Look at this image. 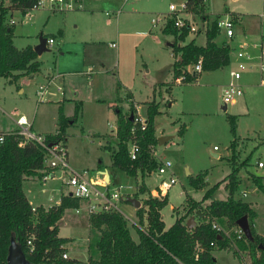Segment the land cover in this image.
<instances>
[{"label":"rangeland","instance_id":"rangeland-1","mask_svg":"<svg viewBox=\"0 0 264 264\" xmlns=\"http://www.w3.org/2000/svg\"><path fill=\"white\" fill-rule=\"evenodd\" d=\"M77 1L74 0L75 9L70 11L52 13L49 8H41L30 18L14 14L13 25L18 20L23 22L15 26L14 44L17 48L34 45L40 34L53 37L55 44L39 57L43 72L40 75L22 77L12 84L8 83L9 79L0 78V130L12 128V120L23 115L32 121L33 134L52 133L59 127L63 115L71 123L65 127L68 166L74 172H86L92 183L101 177L98 175L99 166L109 165L110 168V153L103 148L105 140L101 137L113 136L116 130L115 112L108 107L115 104L118 109L123 107L128 111L131 105V115L134 107H138L139 114L146 118L147 105L159 103L160 114L154 119L155 133L168 140L164 144L157 143L155 152L158 161H169L172 168L163 175L155 170L146 185L167 196L161 217L165 227L169 228L176 218L174 208L182 213L189 201H200L207 188L224 181L232 172L229 162L234 141L231 116H235L239 137L238 162L249 159L251 164L240 174L242 183L236 198L253 202L258 217H261L260 223L263 221L264 224V192L248 176L250 170L264 177V168L258 166L259 162L264 164V93L248 91L237 104L228 106L225 111L222 91L206 85L230 81L231 74L239 70L241 63L246 65L242 72L243 81L254 69L257 74L253 83L257 82L256 79L261 82L257 65L264 61L261 59L264 56V0H204L213 14L212 19L231 17L236 23L234 39H229L224 31L218 39L224 41L226 37L232 44L231 64L217 73H202L189 83H175L174 86H171L173 80L168 73L174 60L164 49L168 42H174V38L162 34L161 25L153 28L151 20L159 14L166 15L170 5L180 6L187 0ZM188 15L204 29L206 23L194 18L192 13ZM192 38L198 44H204L203 33L189 35L187 40ZM244 43L249 44L248 48H243ZM239 53L249 55L252 60L240 59ZM192 67L188 69L192 70ZM165 80L168 83L162 84ZM39 87L46 90L41 99L37 95ZM18 90L23 92L19 94ZM127 91L132 93L136 102L128 101ZM62 92L64 97L60 95ZM76 103L81 104V110L75 116ZM180 128L182 135L178 133ZM214 147L218 150H213ZM212 152L220 157H214ZM107 170L113 176L112 170ZM204 172H207V186L200 190L191 188L189 177ZM67 175L68 171L56 170L54 177L47 179L46 188L52 190L50 204L58 200V191L68 180ZM122 175L120 172L116 174L117 184L126 185L128 180ZM171 178L175 184H170ZM115 186L112 183L109 190ZM165 187L167 191L163 190ZM95 188L105 190V186ZM24 189L32 193L38 190L31 183H25ZM136 191L131 180L124 196L139 202L147 198V194H136ZM228 196L225 182L213 195L220 200ZM86 207L84 202L80 209L86 211ZM118 207L129 219L131 238L138 242V232L133 226L137 222L136 209L123 202L118 203ZM83 210L66 212L59 221V234L72 238L70 256L86 261L93 252L96 232L88 228V214ZM216 255L218 264H238L228 251H218Z\"/></svg>","mask_w":264,"mask_h":264},{"label":"trees","instance_id":"trees-1","mask_svg":"<svg viewBox=\"0 0 264 264\" xmlns=\"http://www.w3.org/2000/svg\"><path fill=\"white\" fill-rule=\"evenodd\" d=\"M37 1L0 0V78L9 79L11 84L21 77L40 72L41 63L33 49L30 46L21 50L15 47L14 28L9 24L13 11L24 15ZM186 6L194 18L206 23L203 29L204 44H198L195 38L187 40L188 31L174 28L172 20L166 23L162 32L174 38L172 50L177 58L173 64L174 79L186 75L184 83H189L197 74L188 75V67L196 65L201 59L202 72L225 69L231 64L232 48L228 41H218L221 35L219 20L207 14L204 0H187ZM109 108L116 115L115 134L103 137V148L110 152V168L133 180L136 194H147V198L135 210L137 222L133 226L138 232V242L131 238L128 220L119 212L89 216V229L96 232V239L88 260L92 264H218L214 252L227 250L241 262L242 256L247 254L251 264H264V236L255 225L258 213L250 203L236 198L242 183L240 174L244 168L251 166L249 159L238 162L236 117L231 116L234 141L230 148L232 153L229 162L232 172L224 181L207 188L200 201H189L182 213H179V209H173L176 218L165 229L161 211L167 205V196L153 197L146 185L150 175L159 166L153 155L158 143L154 119L160 114L159 103L147 105V127L135 135L131 134V112L123 113L115 104ZM79 111L80 105L76 104L75 116ZM69 123L61 115L56 133L44 136V144L50 146L62 142L66 146L65 127ZM178 133L182 135L181 128ZM3 136V142L0 143V264H6L11 240L19 245L31 264H59L60 255L66 252L65 245L70 240L59 237L58 222L67 211L80 209L84 201L65 195L59 205L48 209L38 207L32 212V206L23 192V182L34 177L43 178L47 174V150L36 142L20 146L22 138L18 134ZM131 142L138 148L135 160L129 156ZM206 175L207 172L190 176L189 186L194 190L206 187ZM248 176L264 192V177L250 170ZM223 182L226 183L229 196L225 200L216 199L213 197L214 192ZM128 198L122 197L121 202L131 205ZM206 201L208 203L204 204ZM243 217L249 219L253 237L251 240L245 234L241 238L237 234L240 229L238 221ZM189 218L195 221L190 229L187 228ZM213 224L225 232L213 229ZM30 237H33L32 250L26 245Z\"/></svg>","mask_w":264,"mask_h":264},{"label":"built area","instance_id":"built-area-1","mask_svg":"<svg viewBox=\"0 0 264 264\" xmlns=\"http://www.w3.org/2000/svg\"><path fill=\"white\" fill-rule=\"evenodd\" d=\"M41 8H49V11L52 13L55 12H65L75 9L74 0H38L36 4H34L29 10L26 11L24 14L25 17H31V14ZM78 9V8H76ZM188 13L191 12L188 10L186 3L175 6L170 5L169 11L166 15L159 14L155 18L151 20L152 27H157L161 25L163 28L169 20L173 21V26L177 30H186L188 31L189 35H198L203 33L200 31V26L198 27L194 20L189 17ZM14 21H10V25H13ZM235 26L236 23L233 18L227 17L225 19H220L218 21V27L221 32H225L229 39H232L235 35ZM54 43V40L49 39L47 40V46L51 47ZM113 48L116 47L115 44L111 45ZM240 59H246L251 61L249 55L245 53H239ZM258 71L261 75V83L264 85V61H262L258 65ZM246 70V65L241 63L239 65V70L237 72H233L231 74L232 79L231 81L224 87L222 92V100L226 107L231 106L237 102V100L244 96L245 89L240 84L242 80V72ZM202 73V60L199 59L196 65L192 67V70L188 69V75H199ZM186 75H182L175 80L177 85L184 83ZM46 93L45 88L39 87L38 95L43 96ZM139 108L134 107V111L132 112V120H133V127L131 129V134L135 135L137 131H144L147 127V120L146 118H142L139 114ZM15 125L17 126L16 134H18L22 140L20 142V146H24L29 142H36L37 144L41 145L43 148L47 150V160L46 165L48 166V172L43 177L44 179H49V176H53L56 170L61 171H68V180L66 181L67 187L70 189V196L80 199L87 204L86 211L88 216L94 215L96 213L102 212H110L116 211L122 214L127 220H129L119 209L118 203L121 202V198L124 197L126 190L130 187L129 184H118L114 187L112 191L109 190L108 185L104 182L100 185L97 182L90 183L87 179V173H77L72 171L68 166L67 161V150L66 147L63 145L62 142L57 143L55 145L46 146L44 144V137L40 135H35L30 131L31 122L25 116H19L15 120ZM116 132V131H115ZM3 135H0V143L3 142ZM213 150H218L217 147H214ZM138 151L137 145L134 142L130 143L129 146V156L131 160L136 159V153ZM154 157H156V152L153 151ZM158 160V159H157ZM159 166L157 167V172L159 175L166 174V172H171L172 164L169 161H158ZM259 168H264V164L259 162ZM51 177V178H52ZM175 180L173 178L170 179V184H175ZM96 186H105L104 191H98L95 187ZM163 190L167 191V187L163 188ZM161 190L156 191L155 193H151L153 197H161ZM246 196V194H245ZM164 197V196H163ZM36 208H32V212H35ZM80 209H77L78 212ZM213 229H216L218 232H225L220 226L217 224L212 225ZM239 238L242 237L244 234L241 229L237 231ZM26 245L33 249V237H30ZM59 264H92L90 261H81L75 260L69 256L67 252H64L60 255ZM182 264V263H180Z\"/></svg>","mask_w":264,"mask_h":264},{"label":"crops","instance_id":"crops-1","mask_svg":"<svg viewBox=\"0 0 264 264\" xmlns=\"http://www.w3.org/2000/svg\"><path fill=\"white\" fill-rule=\"evenodd\" d=\"M77 2H79V0L77 1ZM184 3H186V2H184ZM206 11H207V14L210 16V17H213V14L212 13H210V11H209V9L206 7ZM16 13H18V14H20L19 12H17V11H13L12 12V16H11V19L10 20H14L13 19V17H14V14H16ZM21 15V14H20ZM22 16H24V15H22ZM25 17V16H24ZM240 17V20H241V16H239ZM28 18H30V17H28ZM15 21V20H14ZM18 24H23V22L20 20H18V21H16L15 22V24L14 25H12L13 26V28H14V31H15V26L16 25H18ZM153 28H155V27H153ZM163 29V28H162ZM162 29H161V32H162ZM162 34H163V32H162ZM40 35H42V34H40ZM235 35H236V33H235ZM235 35H234V37L232 38V39H234L235 38ZM43 36V35H42ZM197 36V35H196ZM15 37V36H14ZM40 37V36H39ZM44 37V36H43ZM263 40H262V48H263V52H264V32H263ZM47 40H49V39H52V40H54V38L53 37H45ZM197 38V37H196ZM224 41H228L229 43H230V41L225 37V40ZM234 41V40H233ZM13 42H14V38H13ZM38 42H39V40H38ZM38 42H36L34 45H27V46H25V47H23V48H21V49H24V48H26V47H28V46H30L32 49L38 44ZM221 42V41H220ZM173 43L174 42H168L165 46L166 47H164V49H166V50H168L169 52H170V57H172V59L174 60L173 61V64H174V62L177 60V58H176V56L173 54V50H172V46H173ZM54 44H55V41H54V43H53V45L51 46V47H53L54 46ZM15 45V44H14ZM112 45V44H111ZM230 45H231V48H232V44L230 43ZM248 43H244V45H243V48L244 49H246V48H248ZM16 47V46H15ZM46 47H47V49H49V48H51V47H48L47 46V44H46ZM17 48V47H16ZM17 49H19V48H17ZM21 49H19V50H21ZM44 53V52H43ZM42 53V54H43ZM41 54V55H42ZM41 55L40 56H37L38 57V61H39V57H41ZM231 55H232V51H231ZM264 57V56H263ZM261 58V59H264V58ZM40 62V61H39ZM173 64L171 65V68L168 70V73L170 74L169 76H171V78H172V83H171V86H174V85H176L175 84V82H174V77H173ZM257 67H258V65H257ZM227 68V67H226ZM222 70H224V69H222ZM222 70H217V71H213V72H211V73H217L218 71H222ZM254 69H252L251 71H249V73L246 75V80H244L243 81V77H242V80H241V82H240V84L243 86V88L245 89V94H244V96H246V94H247V92L248 91H250V92H255V91H259V92H263L264 93V89H262V88H264V85L261 83V82H259V80L258 79H256V83H253V80H255V74H257L256 73V71H253ZM257 72H259L258 71V68H257ZM41 73H43L42 72V69H41V67H40V72H38V73H35L34 75H40ZM202 73H207V72H202ZM201 73V74H202ZM207 74H210V73H207ZM33 75H31V76H24V77H32ZM261 76V75H260ZM22 78V77H21ZM48 78L51 80L52 78H51V76H49V74H48ZM20 79V78H19ZM18 79V80H19ZM17 80V81H18ZM17 81L16 82H14V83H17ZM231 81V80H230ZM230 81H225V82H209V83H207L206 85L207 86H210V87H214V88H217V89H219V90H221L222 92H223V89H224V87L228 84V82H230ZM8 83H9V81H8ZM166 83H168L166 80L164 81V82H162V84H166ZM9 84H11V83H9ZM184 84V83H183ZM182 85V84H181ZM259 89V90H258ZM23 91L22 90H18V93L19 94H21ZM126 96H130V100H128V101H135V99H134V97H133V95H132V93L130 92V91H127L126 92ZM37 95H38V91H37ZM45 95V94H44ZM44 95L42 96V97H44ZM61 97H64V93L62 92L61 94ZM38 97H39V99H41L42 97L41 96H39L38 95ZM149 100H147V102H148ZM238 101V100H237ZM136 102V101H135ZM76 104H78V103H76ZM76 104H75V106H76ZM235 104H237V102L235 103ZM235 104H233V105H235ZM80 105V110H81V104H79ZM131 106V105H130ZM226 107V106H225ZM224 107V108H225ZM109 108V107H108ZM227 109H228V107H226ZM110 109V108H109ZM122 110H123V113H128L129 112V110H130V107H129V109H128V111L126 110V109H123V107H122ZM227 111V110H226ZM80 112V111H79ZM21 116H23V115H21ZM26 117V116H25ZM115 117H116V115H115ZM27 118V117H26ZM28 119V118H27ZM30 122H31V128H30V131L32 132V128H33V124H32V121L30 120V119H28ZM12 122H13V127L12 128H7L6 130H0V135H7V134H16V131H17V126L15 125V120H12ZM71 124V123H70ZM56 131H57V129L54 131V132H52V133H44L43 135H40V136H46V135H48V134H55L56 133ZM116 131V130H115ZM115 134V133H114ZM107 135H109V134H106V136ZM155 135H156V133H155ZM105 135H102L101 137L103 138ZM156 137H157V139L158 138H160L159 136H157L156 135ZM161 137H164V136H161ZM103 140H104V138H103ZM167 140H168V138H167ZM167 140L164 142L163 141V144L164 143H167ZM66 147V146H65ZM104 147V146H103ZM107 151V150H106ZM109 152V151H108ZM110 153V152H109ZM212 155H214L213 154V152H212ZM218 155V154H217ZM218 157H220V156H218ZM218 157H216V158H218ZM67 161H68V152H67ZM46 165V164H45ZM46 167L48 168V166L46 165ZM107 169H111V168H109V165L108 166H103L102 168H98V175H100L101 177L100 178H98V180H96V182L97 183H99L100 185L104 182L105 184H107L108 185V188L110 187V185L113 183V184H116V185H118L117 184V178H116V174L118 173V172H116V171H113L112 169V172H113V176H112V174L109 172V170H107ZM103 172H106V173H108V175H109V180H108V182L106 181L107 179H106V176L103 174ZM123 176V178L125 177L128 181H126L127 183L126 184H129V185H131V179L129 178V177H127L125 174H123L122 175ZM51 177L52 176H49V179H51ZM53 178V177H52ZM48 179V180H49ZM38 182L40 183V185H38ZM49 181H47V179H44V178H38V177H34V178H30V179H27V180H25L24 182H23V192H24V194H25V196H26V198H27V200H28V202H29V204L32 206V208H38V207H42V208H44V209H48V208H50V207H53V206H57V205H59L60 204V202H61V199H62V197L63 196H65V195H69L70 194V189L67 187V185H66V183H64V185H62V187H61V190H59L58 192H59V194H60V196H59V198H58V200L54 203V204H50V201H51V199H50V193L52 192V190H49L48 188H46V185H47V183H48ZM27 184V183H31V184H34V186H36L37 187V191H36V193H32L29 189H27V190H25L24 189V184ZM157 190H151V193H155ZM256 191H257V188H256ZM255 191V192H256ZM250 205L256 210V212L258 213V215H259V212L257 211V207L253 204V202H250ZM132 207V206H131ZM133 208V207H132ZM134 209V208H133ZM175 209V208H174ZM81 210H83V209H80L79 211H81ZM69 211H71V210H69ZM72 211H76V210H72ZM85 213H86V211L85 210H83ZM68 212V211H67ZM87 214V213H86ZM64 217V216H63ZM62 217V218H63ZM162 218V217H161ZM88 219H89V216L87 215V221H88ZM260 220H261V217L259 216L257 219H256V221H255V225H256V228H257V230H258V232L261 234V235H263L264 236V224H263V221H261V223H260ZM174 223V222H173ZM88 228H89V224H88ZM58 229L60 230V227H59V222H58ZM165 229H168V228H166L165 227ZM59 237H62V238H67V239H69L70 240V243H68L67 245H65V248H66V252L69 254V256H70V252H69V250H70V246L69 245H71L72 243H71V240H72V238H70V237H67V236H61L60 234H59ZM73 249H76L75 247H73ZM223 251V250H222ZM225 251H227V250H225ZM218 251H216V252H214V257H216V259H217V262H218V257H217V255H216V253H217ZM228 252H230V251H228ZM230 253H232V252H230ZM86 254H87V252H86ZM233 254V253H232ZM233 256L236 258V260L238 261V264H251V259H250V257L247 255V254H244L243 256H242V262L239 260V258L238 257H236L234 254H233ZM71 257V256H70ZM72 258V257H71ZM73 260H76V259H74V258H72ZM86 259H87V257H86ZM247 259H248V262H249V260H250V263H248L247 262Z\"/></svg>","mask_w":264,"mask_h":264},{"label":"water","instance_id":"water-1","mask_svg":"<svg viewBox=\"0 0 264 264\" xmlns=\"http://www.w3.org/2000/svg\"><path fill=\"white\" fill-rule=\"evenodd\" d=\"M46 44H47V39L44 38L42 35H40L38 44L33 48V51L36 53L37 56H40L43 52L48 51ZM224 110L226 111L227 108L225 107ZM166 140H167L166 137H160L157 139L159 144H163V141L165 142ZM218 156L219 155L214 154V157H218ZM103 174L106 176V179H107L106 181L108 182L109 180L108 173L103 172ZM127 201L136 210L140 208L141 206V203L137 199L129 197ZM194 225H195V221L193 220V218H189L187 221V228L190 229ZM238 226L243 231V233L246 235L248 239L251 240L253 238L248 217H243L242 219H240L238 221ZM6 264H31L30 262L27 261L21 248L19 247V245L16 244L14 240H11V243L8 249Z\"/></svg>","mask_w":264,"mask_h":264}]
</instances>
